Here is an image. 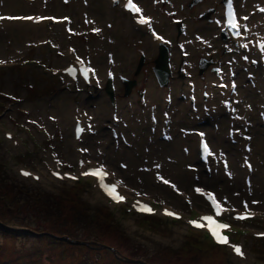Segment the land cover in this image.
I'll use <instances>...</instances> for the list:
<instances>
[{
    "label": "rangeland",
    "instance_id": "rangeland-1",
    "mask_svg": "<svg viewBox=\"0 0 264 264\" xmlns=\"http://www.w3.org/2000/svg\"><path fill=\"white\" fill-rule=\"evenodd\" d=\"M137 1L143 14L150 18L151 28L154 26L163 39L173 40L175 35L168 13L186 17L187 33L183 38L188 56H181L172 48L170 61L178 65L181 57L182 61L187 60L185 71L192 73L189 78L196 84L194 107L185 97L186 78H172L176 68L171 69V80L164 87L158 85L152 72L158 53L149 38L151 28L134 29L120 8L110 6L107 0H0V15L37 14L49 19L36 29L27 26L23 30H0V62H18L13 68L0 69V92L13 97L0 102V109L4 110H0V264H264V238L260 242L250 239L251 231L264 229V129L258 120L263 75L250 52L252 41L234 50L242 57L223 59L217 45L229 46L218 38L216 12L209 22L211 9L220 7L218 0H204L191 6L190 0ZM261 3L262 0H236V8L240 13L253 12L256 16V8L251 7ZM58 18L67 19L70 30L52 23V19ZM253 29L252 34L264 33V20H257ZM45 36L49 40L43 49L31 43ZM16 37L19 46L14 45ZM67 45L76 48L96 68L102 89L76 91L64 79L50 78L44 73L41 67L64 65L58 59L62 57L52 49ZM25 53L28 56H23ZM200 57L211 59L225 75L231 73L235 77L230 111L215 107L216 103L219 105L215 79L209 66L197 73L196 61ZM107 72L113 75V106L104 91ZM121 77L136 81L130 84L128 94H124ZM75 107L83 108L91 133L80 147L70 137ZM1 128L16 132L19 149L2 138ZM41 128L50 133L45 139ZM165 130L166 135H160ZM196 131L207 136L211 153L208 165H196ZM128 138L136 147L128 145ZM115 146H122V151L118 152ZM51 150L58 152L67 168L79 151L94 164L106 163L114 169L115 178L126 192L157 206H171L186 215L207 211L202 201L191 195L194 186L214 191L226 207L257 212L255 220L239 225L246 231L239 239L244 240L247 258L231 257L227 249L213 246L202 232L187 228L181 221L155 216L147 217L151 224H145L141 221L145 217L126 212V206L106 204L95 189H90L89 182L74 185L53 180L41 163L46 160L43 154ZM230 153L237 159L236 168L226 158ZM129 160L133 168L126 171ZM239 161L247 167H239ZM23 165L37 170L41 178L32 181L17 176L16 167ZM253 177L258 182L255 186ZM247 180L250 187L246 186ZM184 197L190 199L189 204L182 202ZM45 203H53L51 210L56 208L58 212L59 208L70 221L69 227L55 229L59 235L49 230L51 222L46 219ZM80 209L86 223L77 217ZM95 212L109 214L115 225L113 231L107 223L104 225L108 229L104 243L112 248L110 252L43 236L52 233L58 239L66 236L97 245L92 229Z\"/></svg>",
    "mask_w": 264,
    "mask_h": 264
},
{
    "label": "snow or ice",
    "instance_id": "snow-or-ice-1",
    "mask_svg": "<svg viewBox=\"0 0 264 264\" xmlns=\"http://www.w3.org/2000/svg\"><path fill=\"white\" fill-rule=\"evenodd\" d=\"M125 8L128 9L129 11L133 12V13H140L141 12V9L136 4L133 3V0H127V3L125 4ZM262 11H264V9H262ZM0 18L10 19V18H5V17H0ZM16 19L32 20L34 18L33 17H17ZM35 19L39 20L40 18L37 17ZM138 22L141 23V24L149 23L148 19H146L142 15L140 16ZM227 23H228L229 28H231L234 31H236L237 35H238L239 34V32H238L239 25L236 22V17H235V14L233 12L231 0H228V21H227ZM95 31L98 32L99 29H96ZM153 35H156V34L153 33ZM156 38L157 39H161V37H159V36H157ZM260 47H261L262 50H264V44H261ZM0 63H2V62H0ZM67 71L69 72L70 75L74 76V72H73V70L71 68L67 69ZM90 72H93V74H94V70L91 69V68H86V67H82L81 68V74L84 76L85 80L88 79V74ZM78 131H79V129H78ZM203 147H204V152L205 153L211 154L209 152V149H208L207 145H203ZM157 167H159V166H157ZM82 174L86 175V176L87 175L95 176L99 180L100 187L103 189V191L111 199H113L114 201L120 202V201H122L124 199V197H122V196L117 194L116 185H109V184L104 182L105 173H104L103 169H94V170H91L90 172H85V173H82ZM23 175L27 176V175H29V173L25 172V173H23ZM72 178L74 179L75 177H72ZM163 182L165 184L169 183V181H167V180H163ZM173 187H175V186L173 185ZM196 191H197V193H200V194L204 195L209 200V202L211 203V206L214 209L216 215L219 216L220 214H222L224 209L222 208L221 204L215 199V197L213 196L212 193H203L202 190L199 189V188H197ZM134 207H136V205H134ZM244 207H245V209H247L248 205L245 204ZM137 210H139V211H148V212L151 211V209L147 208V206H145V205H140ZM165 215L172 216V217H174L176 219H179L177 214L169 212L168 210H165ZM249 215L250 214L245 213L244 215H237L235 218L238 219V220L247 219V218H249ZM201 219L209 222L208 230H209L211 236L214 238V240L218 244L227 242V237L221 234V230L228 228L229 225H226V224H215L214 221H213V218L211 216H205V217H202ZM189 223H192L195 227H201L202 226L201 224H198L195 221H190ZM213 224H214V226H212ZM232 247H233V250L236 252L237 255H242L241 250H240L239 247L234 246V245Z\"/></svg>",
    "mask_w": 264,
    "mask_h": 264
},
{
    "label": "trees",
    "instance_id": "trees-1",
    "mask_svg": "<svg viewBox=\"0 0 264 264\" xmlns=\"http://www.w3.org/2000/svg\"><path fill=\"white\" fill-rule=\"evenodd\" d=\"M36 200H37V203H40V199L36 198ZM52 204L53 203H45V205H47V206H45L44 211L46 212V215H47V218H46L47 221L51 222L49 230H53V231L58 233V231L55 230V229H58V227H60V226L69 227L70 226V221H67L63 217V215H61L59 208H58V212H56V208L51 210ZM17 207H18V205H17ZM17 207H16V209H17ZM43 207H44V205H43ZM80 211H81V209H80ZM74 214H77V213H74ZM77 215H78L77 216L78 218L81 217L80 221H82L83 223H86L85 215L82 213V211H81V214H77ZM92 219L94 221V223L92 225V229H93V232L95 233L97 245H93L94 243L91 244V245L90 244H87V245L83 244V245L85 247H88V248L93 249V250H99V251L100 250H105V251L110 252L109 248H111V247H109V244L106 245L104 243V238H105V236H106V234L108 232V229L104 228L105 223L108 224V228L111 229L112 231H113L112 227L115 226L114 224H112V222L110 220V215L107 214V213L95 212L92 215ZM142 220L144 221L145 224H151V219H149L147 217L142 218L141 221ZM114 230H117V229L114 228ZM46 234L47 233H45V235H43V236L50 237L51 239L53 238V240H61V241L64 240V239H58L56 237L50 236L49 234H47V235ZM50 234H52V233H50ZM58 235H59V233H58ZM79 244H82V243H79ZM103 246H105V247H103ZM100 247H103V248L99 249Z\"/></svg>",
    "mask_w": 264,
    "mask_h": 264
},
{
    "label": "bare ground",
    "instance_id": "bare-ground-1",
    "mask_svg": "<svg viewBox=\"0 0 264 264\" xmlns=\"http://www.w3.org/2000/svg\"><path fill=\"white\" fill-rule=\"evenodd\" d=\"M108 3L110 4V1L108 0ZM235 3H236V0H233V4H234V6H235ZM138 5V4H137ZM115 6H117V3H115ZM140 8V7H139ZM219 19H220V29H221V23H222V21H221V18H220V16H219ZM14 23H24V24H29L28 22H14ZM237 23H238V25H240L241 23H240V19H237ZM44 24V22H42V23H40V24H37V25H32V24H29V25H32L33 27H35V28H39V27H41L42 25ZM60 25V24H59ZM62 25V24H61ZM10 28H12V27H10ZM239 30H240V34L242 35L241 36V41H242V43L244 42H246V41H248L250 38L249 37H247L245 34H244V30H243V28H242V26L240 25L239 26ZM257 39H264V37H255V38H253L252 39V42H251V44H252V46L254 45V43H255V41L257 40ZM228 41H229V39H228ZM152 42V41H151ZM230 42V41H229ZM153 43V45H154V47L156 46V43L155 42H152ZM231 43V42H230ZM18 44H20V40L16 37V43L14 44V45H17V46H19ZM67 48H65V46L63 47V51L65 52V54L63 55V57L62 58H58L61 62H65L66 60H68V58L70 57V58H72V55H73V53L70 51H67L66 50ZM28 50H30V48H28ZM81 50V49H80ZM17 51V50H16ZM75 51H76V48H75ZM82 52H84L83 50H81ZM22 52H23V49H22ZM84 53H86V52H84ZM21 54V53H20ZM23 54V53H22ZM17 56L19 55V53H17L16 54ZM16 55H14L15 57H16ZM256 57H258L257 56V54H254ZM23 56H28V54H24ZM54 58V57H53ZM100 58L101 57H99V60H100ZM96 59V58H95ZM41 68H43V67H41ZM172 78H174V80L176 79V75H173V77ZM127 80V79H126ZM159 85L160 86H162V87H164L165 86V84H163V83H161V82H159ZM172 85H173V83H172ZM236 87V86H235ZM235 87H234V91L236 90L235 89ZM262 90V94H263V92H264V88H262L261 89ZM234 93V92H233ZM98 99V98H97ZM96 99V100H97ZM129 128V127H128ZM85 134V133H84ZM84 134L81 136V138L84 136ZM211 134V133H210ZM210 137L212 136V135H209ZM205 139H206V142L208 143V139H207V136L205 135ZM117 139V138H116ZM128 140H129V138H128ZM81 141V140H80ZM135 142L134 141H130L129 140V143H128V145L129 146H133V147H136V143L134 144ZM208 145H209V143H208ZM210 146V145H209ZM195 147H196V144H195ZM17 148H20V145H19V143H18V146H17ZM115 148L116 149H118V152H121L122 150H121V148H122V146L120 147V146H115ZM228 148H231V147H228ZM125 152V155H127V152L126 151H124ZM221 154V153H220ZM231 155V156H230ZM129 158H130V156H129ZM226 158H228L229 160H230V162H231V164H232V166H234V168H236L237 166H238V162H237V159L235 158V156H234V154H229V157L228 156H226ZM126 159H127V157H126ZM223 163H225V160L223 161ZM222 163V164H223ZM127 165V167H126V171H128V170H130V169H132L133 167H132V165H131V162H130V160L126 163ZM104 166L106 167V168H108V169H110L111 171H113V173L115 172L114 171V169H112V168H110V167H108L107 166V164L106 163H104ZM228 166H229V164H228ZM239 167H242V168H246L247 166H245L244 165V163L242 162V161H239ZM249 167V166H248ZM250 167H252V166H250ZM256 168L254 169L253 167L251 168V171H254V172H256ZM115 175V174H114ZM199 177V176H198ZM112 180V179H111ZM119 182V181H118ZM258 182H257V179L255 178V177H253V180H252V184L255 186L256 184H257ZM246 186L247 187H250L251 186V184H249L248 183V180L246 181ZM203 189V188H202ZM205 189V188H204ZM207 190V189H206ZM208 191H210V190H208ZM212 194H213V196L215 197V199L218 201V202H221L219 199H218V197H217V195H216V193L214 192V191H210Z\"/></svg>",
    "mask_w": 264,
    "mask_h": 264
},
{
    "label": "water",
    "instance_id": "water-1",
    "mask_svg": "<svg viewBox=\"0 0 264 264\" xmlns=\"http://www.w3.org/2000/svg\"><path fill=\"white\" fill-rule=\"evenodd\" d=\"M197 0H192L190 2L189 5H192L193 3H195ZM165 55L163 53V50L160 51V53L156 56V58L154 59V66L152 67V70L158 80V83L161 82L163 84H166L167 82V77H168V70L166 68V64H165ZM201 70V68H200ZM123 83H124V94H128L129 91H130V84H134L135 81L134 80H126V79H123ZM105 91L106 93L112 97V90H111V86H110V82H107L106 85H105ZM66 239V237H63ZM69 243H73V244H78V243H82V244H85L87 245V242H81V241H78V240H71L69 239L68 240Z\"/></svg>",
    "mask_w": 264,
    "mask_h": 264
}]
</instances>
